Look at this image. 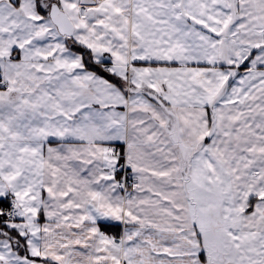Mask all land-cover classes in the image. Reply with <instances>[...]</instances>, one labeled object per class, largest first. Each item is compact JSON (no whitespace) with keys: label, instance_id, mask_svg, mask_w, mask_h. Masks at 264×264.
<instances>
[{"label":"snow or ice","instance_id":"6c2138e0","mask_svg":"<svg viewBox=\"0 0 264 264\" xmlns=\"http://www.w3.org/2000/svg\"><path fill=\"white\" fill-rule=\"evenodd\" d=\"M0 264H264V0H0Z\"/></svg>","mask_w":264,"mask_h":264}]
</instances>
